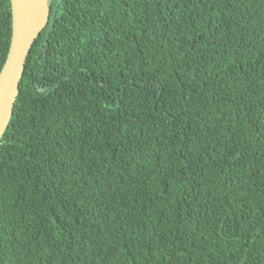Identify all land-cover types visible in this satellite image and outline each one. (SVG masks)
Here are the masks:
<instances>
[{"label":"trees","instance_id":"16d2710c","mask_svg":"<svg viewBox=\"0 0 264 264\" xmlns=\"http://www.w3.org/2000/svg\"><path fill=\"white\" fill-rule=\"evenodd\" d=\"M56 4L0 140V264H264V0ZM10 39L0 0V70Z\"/></svg>","mask_w":264,"mask_h":264},{"label":"water","instance_id":"95a60500","mask_svg":"<svg viewBox=\"0 0 264 264\" xmlns=\"http://www.w3.org/2000/svg\"><path fill=\"white\" fill-rule=\"evenodd\" d=\"M51 1L10 0L11 39L0 70V140L12 115L27 55L35 39L47 26ZM54 15L55 8L45 38L53 28Z\"/></svg>","mask_w":264,"mask_h":264},{"label":"snow or ice","instance_id":"6c2138e0","mask_svg":"<svg viewBox=\"0 0 264 264\" xmlns=\"http://www.w3.org/2000/svg\"><path fill=\"white\" fill-rule=\"evenodd\" d=\"M53 4H54V6H58V5L56 4V0H53Z\"/></svg>","mask_w":264,"mask_h":264}]
</instances>
